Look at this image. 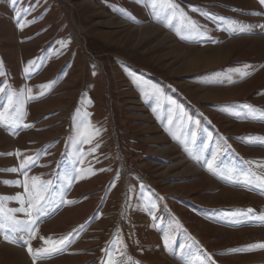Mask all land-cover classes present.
<instances>
[{
  "label": "rangeland",
  "instance_id": "obj_1",
  "mask_svg": "<svg viewBox=\"0 0 264 264\" xmlns=\"http://www.w3.org/2000/svg\"><path fill=\"white\" fill-rule=\"evenodd\" d=\"M262 190L264 0H0V264H264Z\"/></svg>",
  "mask_w": 264,
  "mask_h": 264
},
{
  "label": "bare ground",
  "instance_id": "obj_2",
  "mask_svg": "<svg viewBox=\"0 0 264 264\" xmlns=\"http://www.w3.org/2000/svg\"><path fill=\"white\" fill-rule=\"evenodd\" d=\"M239 170H242V168L241 169H236V171H239ZM45 216V215H44ZM7 236H10V237H12V238H14V239H16L17 241H18V243L20 242V243H22V238H21V236L20 237H18L17 236V234L15 233V232H13V231H11L10 229H8L7 228ZM12 240V239H11ZM13 241V240H12ZM16 241V242H17ZM24 243V242H23ZM26 243V242H25ZM62 248V247H61ZM57 251H59V249H56V250H53V251H44V252H38V251H35L34 249H31V252H32V254L34 255V258H36V259H40V257L43 255V254H50V255H52V254H55ZM61 251H63V250H61ZM41 253L42 255H39V254Z\"/></svg>",
  "mask_w": 264,
  "mask_h": 264
}]
</instances>
